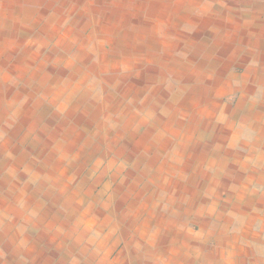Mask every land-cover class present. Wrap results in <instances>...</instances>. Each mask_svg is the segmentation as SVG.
I'll use <instances>...</instances> for the list:
<instances>
[{
  "label": "rangeland",
  "instance_id": "1",
  "mask_svg": "<svg viewBox=\"0 0 264 264\" xmlns=\"http://www.w3.org/2000/svg\"><path fill=\"white\" fill-rule=\"evenodd\" d=\"M54 4L0 14V264L193 263L166 229L212 215V0Z\"/></svg>",
  "mask_w": 264,
  "mask_h": 264
},
{
  "label": "crops",
  "instance_id": "2",
  "mask_svg": "<svg viewBox=\"0 0 264 264\" xmlns=\"http://www.w3.org/2000/svg\"><path fill=\"white\" fill-rule=\"evenodd\" d=\"M54 3L0 0V14L40 13ZM2 27L10 28L1 20ZM212 121L219 126L212 131V169L200 168L198 179L185 184L199 190L197 206L201 190H212V215L179 214L183 223H168L166 236L175 228L208 242L190 264H264V0H212ZM186 215L194 230L185 226ZM183 248L170 241L175 258Z\"/></svg>",
  "mask_w": 264,
  "mask_h": 264
}]
</instances>
